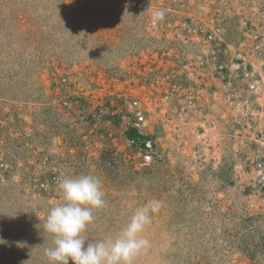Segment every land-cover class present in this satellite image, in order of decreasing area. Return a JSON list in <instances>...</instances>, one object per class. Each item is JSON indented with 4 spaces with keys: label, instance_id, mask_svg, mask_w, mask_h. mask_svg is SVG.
<instances>
[{
    "label": "rangeland",
    "instance_id": "obj_1",
    "mask_svg": "<svg viewBox=\"0 0 264 264\" xmlns=\"http://www.w3.org/2000/svg\"><path fill=\"white\" fill-rule=\"evenodd\" d=\"M84 174L86 240L158 200L134 264H264V0H0V264Z\"/></svg>",
    "mask_w": 264,
    "mask_h": 264
},
{
    "label": "clouds",
    "instance_id": "obj_2",
    "mask_svg": "<svg viewBox=\"0 0 264 264\" xmlns=\"http://www.w3.org/2000/svg\"><path fill=\"white\" fill-rule=\"evenodd\" d=\"M164 16L163 9L154 12L153 25ZM57 187L62 202L50 209L44 223V230L52 236V246L44 250L48 264H134L150 246L142 233L152 214L159 211L160 201L138 207L114 238L89 241L83 233L94 220L93 211L106 206L102 181L88 174L66 176L58 180Z\"/></svg>",
    "mask_w": 264,
    "mask_h": 264
}]
</instances>
